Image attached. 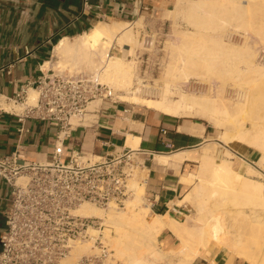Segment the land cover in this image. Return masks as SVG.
Here are the masks:
<instances>
[{
    "label": "bare ground",
    "instance_id": "1",
    "mask_svg": "<svg viewBox=\"0 0 264 264\" xmlns=\"http://www.w3.org/2000/svg\"><path fill=\"white\" fill-rule=\"evenodd\" d=\"M184 10L190 15L189 22L198 26V36L186 39L178 49H171L173 58L163 71V87L160 86L157 98L141 97L133 89L137 80L133 60L110 54L118 46L134 55L140 41L132 32V24L138 21L98 23L74 41L60 40L52 57L58 64L71 59L75 65H86L97 81L119 91L121 101L148 105L172 116L200 118L216 126L224 122L227 127L220 137L225 143L234 144L227 135L232 130L234 140L255 151L264 161V65L255 62L256 44L251 45L248 36L256 33L264 46V0L187 1ZM258 17H262L260 22ZM233 39L240 40L239 49L233 46ZM233 58L239 59L243 66L227 68ZM49 66V62L45 64V68ZM212 76L222 83L232 80V87L229 86L232 90L227 93L230 99L208 96V85L204 83ZM193 79L197 81H192L191 88L196 91V86L201 85L200 94L185 93L182 88L184 82ZM37 97V91L31 89L25 106H34ZM133 142L137 139L128 136L127 146L133 148ZM182 152H177L173 159L181 161L185 156ZM224 157L218 161L205 152L195 158L200 165L196 173L181 177L185 184L195 178L199 180L193 191L194 217L184 215L183 220H176L167 214H154L149 206L143 207L144 186L143 182L141 186L137 182L139 177L130 180L133 194L122 206L101 209L83 204L75 213L102 220L103 240L116 259L111 264H191L202 250L212 245L249 264H264V185L243 176V171L253 172L245 160L240 162L248 167L241 163L234 167L231 153L226 150ZM163 230L177 240L176 248L162 249L157 244ZM98 233L90 230L88 239L73 243L61 264H73L82 256L94 255L97 249L91 239Z\"/></svg>",
    "mask_w": 264,
    "mask_h": 264
},
{
    "label": "crops",
    "instance_id": "2",
    "mask_svg": "<svg viewBox=\"0 0 264 264\" xmlns=\"http://www.w3.org/2000/svg\"><path fill=\"white\" fill-rule=\"evenodd\" d=\"M177 1L88 0L89 8L83 10L82 0H0V156L11 153L20 137L28 160L44 162L50 158L58 128L30 118L19 123L17 116L23 113L27 100L13 104L12 99L42 74L55 73L50 66L45 68V64L50 65L54 47L60 40L74 41L98 23L141 21L153 26L173 11ZM89 114L92 118L73 127L65 138V156L71 151L94 156L119 152L132 148L127 146L128 136L136 138L132 149L147 153L143 166L144 197L150 210L176 220H183L191 208L183 198L192 183L185 184L181 177L196 173L195 158L201 154L208 152L215 157L227 147L212 142L207 127L190 117L168 115L140 104L121 100L112 104L106 100L96 110L89 109ZM21 127L28 131L19 135ZM228 150L242 159L250 156L247 149ZM177 152L185 154L181 161L173 159ZM160 158L167 160L162 162ZM9 198L10 189L1 180L0 230ZM158 239L165 249L178 245V242L174 245L176 239L168 230H163ZM191 264L248 262L212 245L202 250Z\"/></svg>",
    "mask_w": 264,
    "mask_h": 264
},
{
    "label": "built area",
    "instance_id": "3",
    "mask_svg": "<svg viewBox=\"0 0 264 264\" xmlns=\"http://www.w3.org/2000/svg\"><path fill=\"white\" fill-rule=\"evenodd\" d=\"M82 8H89L88 0H82ZM142 25L136 29L143 43L163 36L164 23ZM150 79L152 76L143 72L134 87L141 95L155 98L159 89L144 84ZM29 89L37 91V101L23 109L18 122L23 124L29 118L47 121L58 128V134L50 158L44 162L25 157L20 137L11 153L0 156V181L10 189L0 230V264H61L72 244L88 239L90 230L100 232L91 239L97 252L73 264H111L114 258L103 240L101 220L77 215L75 210L83 204L101 209L122 206L133 194L130 180L135 172L143 171L147 153L124 148L102 156L80 151L65 156L64 140L80 125L71 120L78 118L81 123L94 101H119L113 89L94 76H58L47 71L20 89L13 104L25 103ZM27 131L23 127L18 130L19 135Z\"/></svg>",
    "mask_w": 264,
    "mask_h": 264
},
{
    "label": "rangeland",
    "instance_id": "4",
    "mask_svg": "<svg viewBox=\"0 0 264 264\" xmlns=\"http://www.w3.org/2000/svg\"><path fill=\"white\" fill-rule=\"evenodd\" d=\"M181 1H183V4H184V5L182 4L183 8L180 6L182 3ZM181 1L178 0L177 5L173 9V11L168 13L167 16L162 21L159 22V24L164 23L163 36H159V35L155 36L154 38L149 40L146 44L143 43L140 40L138 29H136V27L143 26L142 25L143 22L139 21L137 24H132V28H133L132 32L137 37V39L140 41V44H138V46H136V48H134V53H133L134 55L127 54L125 51H122L118 46H114L113 49L110 50V54L114 57H121V58H124L126 61L133 60L135 62L134 63L135 64L134 65L135 75L137 74L136 75L137 77L139 74H143V72H147V74L151 75L152 79L146 80V83H144V84H146V87H149L152 84H154L157 88H159L160 93H161L160 88L163 87V80H162L163 71H164L165 67L167 66V64L169 63V61L173 58V55L170 52L171 49L172 48L178 49L180 47V45L186 41V39H189V41H190V40L195 39L196 36H198V30H199L198 26L196 24L189 22V16L190 15H189V13H187L184 10L185 9V3H187V1L193 2L196 0H186V1L181 0ZM261 18L262 17H258V19H257L258 22L261 21ZM240 33L244 34V30L241 29ZM203 34L205 36H207L206 33H203ZM224 34H225L224 32L221 33V35H223V36H224ZM255 34L249 33V35H248L250 37L249 43L251 45L256 44V45H254L255 46L254 50L256 52L255 53V62L257 64L259 63V64L264 65V46L262 45V43H260V40L257 38L258 35H255ZM224 39H226V37ZM233 41H232L234 43L233 46L236 47V49H239L240 45H241L240 40L239 39H233ZM129 45H131V44H129ZM124 49L128 50V49H130V47H124ZM238 60L239 59L235 60L233 58L231 61H229L226 64V67L230 68V69H235V68L243 66V63H241L240 60L239 61ZM53 61H55L54 58H52V60H51L50 67L55 70V74H57L58 76H75V75H79V74L94 76V73L91 69H89L86 65L81 66L83 64H80V63H77V65H75L76 63L73 62L74 60L73 61L71 59L63 60L59 64L56 61L55 62H53ZM207 80H208L207 81L208 83H204V84L208 85L207 86L208 89L206 92L210 98L214 99L215 96L217 97L218 95H220L221 97L224 96L223 97L224 99H230L231 98L229 96V94L227 95V93H229L232 90L231 89L232 80H230V78L227 79V81H225L223 83L220 82V80H218L214 76L209 77V79H207ZM192 81L194 83L197 81V79H193V80H191V82H184L183 83L182 88H183L184 92L185 93L200 94L199 91L201 90V88H199V87L201 85L197 84L198 86H196V91L192 90V88H191ZM99 83L108 86L107 84L102 83L101 81H99ZM134 84H135V81H134ZM134 84H133V89L136 88V87H134ZM230 85H231V87H229ZM113 91L115 92L117 99L121 100V98H120L121 94L120 93H119L120 95L118 94L119 91H117V90L115 91V89H113ZM138 95H140L141 97H145V98H152V97H146L144 95H141L140 92L138 93ZM155 98H157V97H155ZM153 99H154V97H153ZM91 105H93V108H91V109L96 110L97 106L99 105V101H94L90 104L87 112L84 114V116L81 120V123H78V118H73L72 120H74L76 122L75 124H82L83 121L92 118L90 116L91 114H89V109H90ZM140 105H143V104H140ZM227 105H230V104L227 103ZM143 106L151 107L148 105H143ZM189 119L204 124L207 127L209 137L211 138L212 142H216L217 144L227 146L225 148L232 155V159H230V160L234 164V167H236L238 165V163L243 164V162H240V159H242V158L237 157L232 151H230L228 149L229 148H231V149L240 148V149L249 150L250 156L245 157L242 160H245L246 163H248L249 167L251 168V170L255 174L253 172H252L253 174L248 173L247 171H243L242 174L244 177L247 176L248 179L257 181L260 184L264 185V161L259 159V155L255 151H252V150L246 148L242 143H239L236 140H234L232 138V133H233L232 130L228 131L227 135L230 138V140H232L234 142V144L225 143L221 139V137H220L221 133L224 132L225 128L227 127L226 123L221 122L220 125L216 126V125H213L212 123L204 121L200 118H189ZM225 151L221 149V153H219V155L215 156V158L218 161L221 160L222 158H225L224 157ZM243 165H246V164H243ZM199 166L200 165L198 164V166H197V168H195V170L198 169ZM246 167H248V166L246 165ZM137 172H139V170ZM137 172H136V174H140V175L135 174L136 176L134 175L133 179L136 177H139L140 179L137 178L136 180H137V182H139V185L141 186L140 183H142L143 182L142 180H144V178H145V174H144L145 171H141V173L140 172L137 173ZM138 180H140V181H138ZM198 182H199V180L197 178H195L194 181L192 182L191 190L183 198V202H186L191 207L188 209L189 211L186 213V215L191 216V217H194V212H193V208H192V204L195 202V200L193 198V191H194L195 185ZM142 186H144V182H143ZM142 206L143 207L149 206L145 197H144V193L142 196ZM101 222H102V220H101ZM157 244H159V245L161 244L159 242V239H158ZM176 244H177V241L174 240V245H176ZM160 248L165 249L163 247H160ZM113 261H116V259H114ZM117 263L119 264L120 262H117Z\"/></svg>",
    "mask_w": 264,
    "mask_h": 264
}]
</instances>
